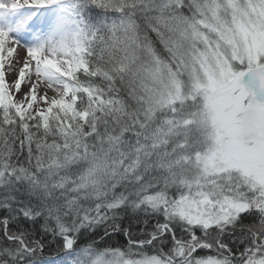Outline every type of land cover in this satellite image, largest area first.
<instances>
[{"label":"snow or ice","instance_id":"6c2138e0","mask_svg":"<svg viewBox=\"0 0 264 264\" xmlns=\"http://www.w3.org/2000/svg\"><path fill=\"white\" fill-rule=\"evenodd\" d=\"M0 264H264V0H0Z\"/></svg>","mask_w":264,"mask_h":264},{"label":"rangeland","instance_id":"374dc122","mask_svg":"<svg viewBox=\"0 0 264 264\" xmlns=\"http://www.w3.org/2000/svg\"><path fill=\"white\" fill-rule=\"evenodd\" d=\"M18 52L22 53L20 56L22 58L24 56V51L22 49H18ZM19 66L20 65H17V72L16 73H12V74L6 73V78L8 79L9 83H11L16 78V75L18 74ZM24 91H27V86L22 87L21 93L17 94V98H20V96L23 94Z\"/></svg>","mask_w":264,"mask_h":264},{"label":"bare ground","instance_id":"6f19581e","mask_svg":"<svg viewBox=\"0 0 264 264\" xmlns=\"http://www.w3.org/2000/svg\"><path fill=\"white\" fill-rule=\"evenodd\" d=\"M21 54H22L21 52H18L19 57L21 56Z\"/></svg>","mask_w":264,"mask_h":264}]
</instances>
